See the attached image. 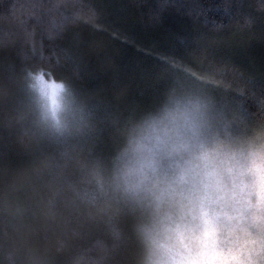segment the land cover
<instances>
[{
  "label": "trees",
  "instance_id": "1",
  "mask_svg": "<svg viewBox=\"0 0 264 264\" xmlns=\"http://www.w3.org/2000/svg\"><path fill=\"white\" fill-rule=\"evenodd\" d=\"M37 67L89 102L86 137L40 127L26 86ZM175 80L240 127L264 120V0H0V264H131L132 218L97 212L84 164Z\"/></svg>",
  "mask_w": 264,
  "mask_h": 264
},
{
  "label": "clouds",
  "instance_id": "2",
  "mask_svg": "<svg viewBox=\"0 0 264 264\" xmlns=\"http://www.w3.org/2000/svg\"><path fill=\"white\" fill-rule=\"evenodd\" d=\"M30 108L53 137L94 126L89 102L49 70L27 73ZM98 213L132 218L131 264H264V120L240 127L191 80L116 124L111 153L84 164ZM119 235V234H118Z\"/></svg>",
  "mask_w": 264,
  "mask_h": 264
}]
</instances>
